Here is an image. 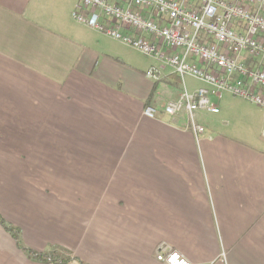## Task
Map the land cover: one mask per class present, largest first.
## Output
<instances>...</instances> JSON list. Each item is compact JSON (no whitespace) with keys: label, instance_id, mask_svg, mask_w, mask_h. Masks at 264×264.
<instances>
[{"label":"crops","instance_id":"0c3cea01","mask_svg":"<svg viewBox=\"0 0 264 264\" xmlns=\"http://www.w3.org/2000/svg\"><path fill=\"white\" fill-rule=\"evenodd\" d=\"M78 4L0 0V264H264V110L224 94L196 137L162 110L185 84ZM14 143L56 151L49 174L14 169Z\"/></svg>","mask_w":264,"mask_h":264},{"label":"built area","instance_id":"2783aa9c","mask_svg":"<svg viewBox=\"0 0 264 264\" xmlns=\"http://www.w3.org/2000/svg\"><path fill=\"white\" fill-rule=\"evenodd\" d=\"M71 16L163 63L182 82H201L204 87L191 93L184 87L162 109L172 118L185 114L196 137L204 133L197 114L218 113L212 99L224 94L264 110V0H79ZM145 75L160 80L157 67ZM143 114L153 119L156 109L146 107ZM157 260L190 264L176 253Z\"/></svg>","mask_w":264,"mask_h":264},{"label":"rangeland","instance_id":"374dc122","mask_svg":"<svg viewBox=\"0 0 264 264\" xmlns=\"http://www.w3.org/2000/svg\"><path fill=\"white\" fill-rule=\"evenodd\" d=\"M156 63H158V61ZM181 83H182V81H181ZM183 83L185 84V87L189 91H192V90H194L196 88H200V87L204 86L201 82H199V81H197L195 79L189 78V77H185L183 79ZM51 146H52L51 144L50 145H47V144L45 145V147H49V148ZM31 150H32V145L24 144V143H22V144L14 143L13 144V149H12V154H11L12 158H13V160H12L13 168L14 169H16V168L20 169V168H26V167L30 168L32 166L33 167L38 166V167H44V171L46 172V174H49V170L52 169V166L54 164L53 163L54 162V160H53L54 156L53 155H58V154H56V151L52 155H48V154L44 155V158H45L44 160H38L37 159V155L32 154ZM8 154L9 153H7V155ZM60 156L62 157V159H64V160H62V162L63 161H64V163L68 162L69 155H68L67 151L63 152L62 155H60ZM41 162H43L42 165H40ZM60 162H61V160H60ZM28 171L31 173L30 170H28ZM18 174H19L18 176L14 177L17 180L20 177V173L19 172H18ZM45 260L47 262L51 263L53 259L49 256V257H46Z\"/></svg>","mask_w":264,"mask_h":264},{"label":"trees","instance_id":"16d2710c","mask_svg":"<svg viewBox=\"0 0 264 264\" xmlns=\"http://www.w3.org/2000/svg\"><path fill=\"white\" fill-rule=\"evenodd\" d=\"M1 224H2V226L4 227V229L6 231L11 232L14 235V237L17 239L18 233H17V231L14 228L10 227L8 224H6L3 221H1Z\"/></svg>","mask_w":264,"mask_h":264}]
</instances>
